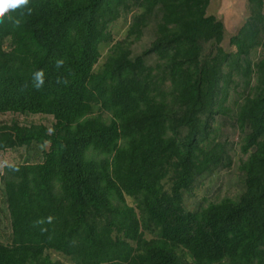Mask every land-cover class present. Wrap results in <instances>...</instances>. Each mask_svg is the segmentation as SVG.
<instances>
[{"label": "trees", "instance_id": "16d2710c", "mask_svg": "<svg viewBox=\"0 0 264 264\" xmlns=\"http://www.w3.org/2000/svg\"><path fill=\"white\" fill-rule=\"evenodd\" d=\"M211 1L7 0L0 152L40 149L41 161L0 167V264H61L50 251L71 264H264V0H248L234 52ZM129 13L112 45L109 26ZM226 118L247 155L242 191L187 210L184 194L230 164L210 137Z\"/></svg>", "mask_w": 264, "mask_h": 264}, {"label": "rangeland", "instance_id": "374dc122", "mask_svg": "<svg viewBox=\"0 0 264 264\" xmlns=\"http://www.w3.org/2000/svg\"><path fill=\"white\" fill-rule=\"evenodd\" d=\"M247 2L248 0H212L208 8V15H214L224 23L226 32L222 47L227 52L235 51V48L229 43V40L230 37L237 32L238 28L245 19ZM0 9L4 11L9 10L7 0H0ZM131 22L132 13L122 14L109 26V30L113 38L112 45L116 42H121L125 38L127 29ZM149 25H151V23ZM149 28L151 29L152 27ZM150 29H148V31L145 30L141 38L137 42H134L131 46L133 55L140 53L151 41L152 32H150ZM111 46H101L100 58L94 69H97L104 62V59ZM261 54L262 49H256L252 53L253 61H256L261 56ZM150 63L153 64V60H150ZM241 93V88H239V94L235 93L234 91H230L229 98L226 102V106L230 109V117L236 114L238 110L237 107L241 104ZM31 119L32 121L36 120L35 118ZM226 119L227 120L221 126H218V122L212 125L213 129L217 131L216 133L212 131L210 133V137H215L216 141H225L227 143L226 148L230 154V164L228 167L219 168L212 174L204 175L195 183L194 187L190 191L184 194V205L187 210H194L198 207H206L209 203L218 202L225 197H234L242 191L241 174L239 172L238 166L241 161H244L247 158V155L241 153L240 145L242 142L240 140V136L237 131L232 129L228 118ZM24 155L29 158L28 163H37L41 161L40 149L39 151L30 149L27 152L24 151L23 148L15 151H3L0 152L1 170L4 166L21 163V157ZM34 156L37 158V161H34ZM126 200L128 205L134 207L137 211L134 200L130 198H126ZM0 208L5 209L3 203H0ZM4 215H6V213L2 214L0 217V235L2 233L0 240L3 242H8L10 232L7 227V217ZM3 221H5V223H3ZM146 237L149 238V235ZM48 255L53 261H58L61 264L72 263L68 258L56 252L50 251L48 252Z\"/></svg>", "mask_w": 264, "mask_h": 264}]
</instances>
